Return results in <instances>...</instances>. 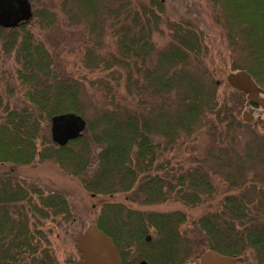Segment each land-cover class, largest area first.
<instances>
[{
	"label": "trees",
	"instance_id": "obj_1",
	"mask_svg": "<svg viewBox=\"0 0 264 264\" xmlns=\"http://www.w3.org/2000/svg\"><path fill=\"white\" fill-rule=\"evenodd\" d=\"M29 1V23L0 27V59L14 61L23 98L20 107L0 93V167L51 162L92 199L121 196L131 205L188 209L206 203L216 192L212 178L221 176L235 193L219 211L192 222L201 239L182 232L188 219L180 211L142 212L123 203H104L89 224L112 238L122 264H200L209 251L238 259L236 264H264V177L253 172L264 168V132L257 130L264 131V120L241 116L243 108H256L227 81L246 71L264 90V0H209L225 41L218 62L194 14L167 19L169 0H61L67 24L85 33L82 67L97 75L91 81L61 77L29 29L34 21L50 28L57 17L38 9L40 0ZM162 26L169 37L163 48L154 42ZM3 66L0 77L7 73ZM223 79L227 89L246 97V106L237 104L240 111L220 103ZM88 85L99 100L89 96ZM69 114L80 116L86 129L61 147L46 134L54 117ZM203 132L210 137L204 157L192 158L190 167L171 160ZM241 133L248 136L242 150ZM86 216L68 194L15 171L0 172V264H61L45 222L65 226L77 247Z\"/></svg>",
	"mask_w": 264,
	"mask_h": 264
},
{
	"label": "rangeland",
	"instance_id": "obj_2",
	"mask_svg": "<svg viewBox=\"0 0 264 264\" xmlns=\"http://www.w3.org/2000/svg\"><path fill=\"white\" fill-rule=\"evenodd\" d=\"M138 2L148 3L149 0H137ZM61 0H40V3L37 5L38 9H46L54 13L57 17V22L50 28L41 27L40 22H33V25L30 26V30L37 36L39 40L44 42L45 46L52 54L54 58V65L61 77L70 80H95L97 75L89 74L82 67V60L84 58V46L82 45L85 38V33L79 28L71 27L67 24V21L64 19V16L61 14L58 4ZM188 12L194 14V20H197L201 23L202 28L206 31L211 47V55L215 62H218L216 59V54L218 51L225 49V41L223 40V35L221 29L216 26L214 23V11L209 0H169L167 18L169 21H179L181 19H191L188 17ZM187 17V18H181ZM197 17V18H196ZM162 32L154 35V42L157 43L158 47L163 48L167 45L169 41L168 30L161 27ZM110 40L107 41V50L112 48ZM4 66H3V65ZM0 66H3V73L0 77V93L4 98L9 101L11 104H18L22 106L23 98L21 87L16 81V66L12 59L4 60L0 59ZM15 69V70H14ZM223 81V86H221L219 91L220 103H226L229 106L237 107L238 111L241 110L240 105L243 104L246 106V97L233 91L232 89H227ZM7 86L12 93L7 91ZM89 92V96L95 101L99 100V93L94 92L90 89L89 85L86 87ZM14 106V105H12ZM246 112V113H245ZM253 112L252 114H249ZM252 115L255 120L262 119L264 120V115H260L258 110L254 109H244L242 110L241 116L243 114ZM220 130V129H219ZM260 132H264L261 128H257ZM248 133V132H247ZM239 141L241 144V150L244 147V142L248 139L246 133H241ZM47 137L52 138L51 126H49ZM210 143V137L205 133H201L196 137V141L192 143V140L182 147H179L175 153L170 154V158L173 162L180 161L185 167H190L192 163V158L194 157H204L205 149ZM178 154V156H177ZM14 169V170H13ZM15 171L21 178L34 181L35 183L42 185L47 190L59 191L65 194H68L73 204L79 208H84L87 213L85 217L87 220L86 226L90 225V221L93 219L94 215L100 212L101 206L106 202H115L123 203L129 208L137 209L142 212H156V213H170L175 211H180L186 214L188 223L182 227V232L187 233V235L192 239H201L200 232L197 228L192 226V222L199 219L206 213L217 212L222 208L224 198L232 193L229 192L228 183L221 176H214L212 178L213 184L216 188L215 194L208 199V201L200 206H197L193 209H188L178 203H167L163 205L155 206H139L128 204L122 199L121 196L102 198V199H92L86 193H84L80 184L70 176L63 173V171L54 163L51 162H36L31 166L12 168L11 166L4 165L0 167V172ZM253 172L264 177V168L256 167ZM250 178L254 175L249 174ZM45 232H48V239L51 245V248L56 253L61 264H64L66 259L73 258L75 261L80 260L78 256L77 247L73 245L72 240L70 239V234H67L65 226L61 225L56 227L49 222H45L43 227ZM52 230L53 233L49 234V231ZM80 231V229H79ZM69 232V231H68ZM67 234V235H66ZM151 236H154L152 233Z\"/></svg>",
	"mask_w": 264,
	"mask_h": 264
},
{
	"label": "water",
	"instance_id": "obj_3",
	"mask_svg": "<svg viewBox=\"0 0 264 264\" xmlns=\"http://www.w3.org/2000/svg\"><path fill=\"white\" fill-rule=\"evenodd\" d=\"M32 18L33 9L29 0H0V27L15 29L29 23ZM227 81L233 89L247 95L252 107L264 112V90L248 72L232 73ZM249 114H245L244 119L252 121L254 118ZM85 129L86 122L80 116L73 114L56 116L51 123L52 140L55 144L64 147L69 142L81 138ZM77 250L82 255L77 264H122L112 238L94 224L82 225L77 240ZM238 261L209 251L201 257L200 264H236Z\"/></svg>",
	"mask_w": 264,
	"mask_h": 264
}]
</instances>
